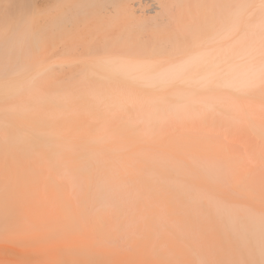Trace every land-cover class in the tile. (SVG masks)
I'll return each instance as SVG.
<instances>
[{"label":"bare ground","instance_id":"1","mask_svg":"<svg viewBox=\"0 0 264 264\" xmlns=\"http://www.w3.org/2000/svg\"><path fill=\"white\" fill-rule=\"evenodd\" d=\"M205 1L0 0V127H41L22 120L54 116L49 102L60 117L70 119L82 106L105 120L101 114L144 100L149 116L161 120L155 97L129 91L135 85H263L264 59L250 57L240 66L232 60L239 22L243 14L253 16L254 1L219 0L220 14L201 24L191 12L187 23L185 11L203 10ZM256 34L243 37L258 52L264 43ZM189 47L199 53L183 52ZM172 51L174 60L149 56ZM74 77L90 96L49 88ZM21 97L24 103L15 101ZM187 106L176 100L168 109ZM124 146L113 151L127 153ZM139 152L137 159L87 154L91 173L60 162L59 175L0 176V264H254L252 247L264 245V212L253 207L250 185L237 180L229 159L182 158L187 172L172 175V160L143 162ZM155 162L168 173L160 174ZM203 177L216 187H204Z\"/></svg>","mask_w":264,"mask_h":264},{"label":"rangeland","instance_id":"2","mask_svg":"<svg viewBox=\"0 0 264 264\" xmlns=\"http://www.w3.org/2000/svg\"><path fill=\"white\" fill-rule=\"evenodd\" d=\"M207 1L202 5L203 10L197 6H191L188 8L190 12L185 11L187 23H192L189 19L191 12L197 16V22L199 21L201 24L210 20L206 16L213 15L215 17L221 13V8L218 7L219 0H209L208 3ZM212 1L214 4L210 6ZM252 1H254L251 5L253 16L243 14L241 17L243 20L239 22L240 28L235 38L237 42H240L236 43L238 48L236 50L239 53L236 58L232 59L236 66H240L250 57L264 59V44L261 50L256 52L247 43L249 37H243L245 31L250 34V37H255L257 33L256 36L260 37L264 43V27L261 26L264 21V7L260 0ZM209 7L212 8L208 12ZM13 22H15L14 19ZM261 28L263 29L261 30ZM192 50L189 47L183 52L199 53L194 52L198 50ZM175 53V51L164 54L154 52L149 56L159 61L174 60ZM128 55L141 56V52L129 51ZM201 71L206 72V69L203 68ZM65 75L60 74L58 78H65ZM262 78L264 80V75ZM82 82L76 77L67 78L52 84L49 88L61 92L75 89L78 93L83 89ZM128 89L129 91L132 89V92L135 91L138 94L141 92L139 95L155 97L156 103H154L160 107L159 111L164 112L163 118L159 120L150 117L149 111H145L148 107L150 109V106L146 105L148 103L144 100L136 101L138 103L135 104L136 107L128 105L126 110L101 114V117L106 118L105 120L99 118L100 115L97 119L96 112L90 116L87 115L82 106L79 107L80 109L74 117L70 119L60 117L58 115L61 112L59 106L49 102L47 109L49 112H54V116L40 117L38 114L37 117L35 114L37 119L35 116L29 119L25 116L22 120L24 124L25 122L28 125L29 123L39 124L42 125L41 127L34 126L29 129L21 128L15 124L8 128L0 127V176L6 178L18 173L26 175L55 173L59 175L61 174L58 166L60 162L69 163L71 170H84L85 173H91L93 170L87 167L85 156L87 154L96 156L98 150H102L108 157L118 156L128 159L139 158L138 154L141 151L140 159L143 162H153V156H156L159 161L172 160L171 164L177 169L172 175H179L187 172L182 163L178 161L179 159L185 158L191 162L197 156L213 155V157H226L231 161L237 180L242 184H247L245 188L250 185V189H247L250 190L249 192L253 196V205L256 206L251 205L264 212V83L259 87L255 84L250 85V88L246 90L241 89L238 85L227 89L215 84L203 86V84L194 81L171 83L170 86L156 88L135 85ZM88 91L87 88L83 89V97L90 96ZM207 96L212 98L209 99ZM19 99L15 101L25 102V98ZM176 100H181L184 104L188 103L187 107L189 108L187 110L181 107H175L173 110L168 109L175 105ZM196 100L199 102L196 103ZM51 130L55 131L54 134ZM47 132L52 133L53 137H50ZM24 136L25 138H23ZM29 141L30 143H28ZM58 143L70 147L59 151L56 146ZM28 144L29 146L35 144L34 148L29 147ZM116 144L126 145L124 147L128 148L127 153L113 151ZM153 148L155 149L154 153L147 151V149ZM75 150L78 151V154ZM60 159L62 160L60 161ZM155 164L160 174L168 173L164 165L156 162ZM171 164L168 163L169 166ZM204 178L206 177L202 179L204 187L209 185L211 189L216 187ZM245 188L243 189L247 191ZM219 237L223 239L220 235ZM251 255L254 264H262L261 256L264 255V245L255 242Z\"/></svg>","mask_w":264,"mask_h":264},{"label":"snow or ice","instance_id":"3","mask_svg":"<svg viewBox=\"0 0 264 264\" xmlns=\"http://www.w3.org/2000/svg\"><path fill=\"white\" fill-rule=\"evenodd\" d=\"M262 7H264V0H262Z\"/></svg>","mask_w":264,"mask_h":264}]
</instances>
